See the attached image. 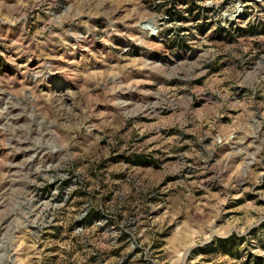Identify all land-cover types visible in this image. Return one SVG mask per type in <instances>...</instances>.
Instances as JSON below:
<instances>
[{
	"label": "rangeland",
	"instance_id": "rangeland-1",
	"mask_svg": "<svg viewBox=\"0 0 264 264\" xmlns=\"http://www.w3.org/2000/svg\"><path fill=\"white\" fill-rule=\"evenodd\" d=\"M0 264H264V0H0Z\"/></svg>",
	"mask_w": 264,
	"mask_h": 264
},
{
	"label": "bare ground",
	"instance_id": "bare-ground-1",
	"mask_svg": "<svg viewBox=\"0 0 264 264\" xmlns=\"http://www.w3.org/2000/svg\"><path fill=\"white\" fill-rule=\"evenodd\" d=\"M143 29L146 28L148 34L151 33L153 34V29H154V26L150 23H145L144 25L141 26ZM146 32V31H145Z\"/></svg>",
	"mask_w": 264,
	"mask_h": 264
}]
</instances>
